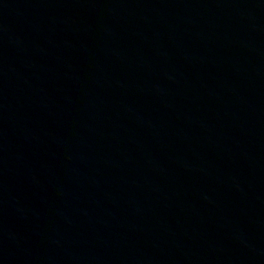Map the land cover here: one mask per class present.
<instances>
[{
  "label": "water",
  "instance_id": "water-1",
  "mask_svg": "<svg viewBox=\"0 0 264 264\" xmlns=\"http://www.w3.org/2000/svg\"><path fill=\"white\" fill-rule=\"evenodd\" d=\"M0 264H264V0H0Z\"/></svg>",
  "mask_w": 264,
  "mask_h": 264
}]
</instances>
